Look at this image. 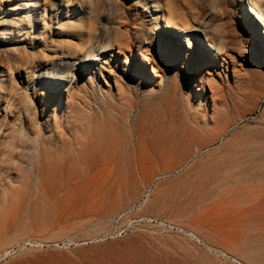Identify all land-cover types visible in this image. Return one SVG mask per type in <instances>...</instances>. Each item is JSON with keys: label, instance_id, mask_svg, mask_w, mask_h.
<instances>
[{"label": "rangeland", "instance_id": "374dc122", "mask_svg": "<svg viewBox=\"0 0 264 264\" xmlns=\"http://www.w3.org/2000/svg\"><path fill=\"white\" fill-rule=\"evenodd\" d=\"M103 1L0 0V264H264V0H108L97 72Z\"/></svg>", "mask_w": 264, "mask_h": 264}, {"label": "bare ground", "instance_id": "6f19581e", "mask_svg": "<svg viewBox=\"0 0 264 264\" xmlns=\"http://www.w3.org/2000/svg\"><path fill=\"white\" fill-rule=\"evenodd\" d=\"M86 2L91 3V0H86ZM156 6L159 7L160 5L156 4ZM114 10H115L114 3L109 2L108 0H104L102 2V6L100 7L99 11L96 12L91 18L88 19L89 23L91 24L87 28V31L82 32L80 36L75 37L76 39H78L80 43V45H77L79 47V51L76 47H72V51L79 52L80 54L85 52L87 56L94 55L92 58H89V60L84 61V65L93 68V70L97 72H103L104 69H109L108 68L109 63H111L110 57L112 56L113 51L117 52L118 55L120 54L125 55L126 52H129V50L132 47L133 37H132L131 32L126 31L127 29L121 30L120 25H118L117 28H114L112 32L110 30L111 27L109 28L110 21L115 19L116 12H114ZM250 12L254 13V10L252 7L250 9ZM125 17L127 18V16ZM154 20H155V24L159 23L160 21L158 16H155ZM97 25H99V28ZM137 38L139 37L137 36ZM94 43L97 45V47L104 48L102 50L103 51L102 53L101 52L94 53L95 50L92 49V46L94 45ZM144 43H147V41L145 40ZM200 43H201V48H204L203 42L200 41ZM138 49H139V55L141 56V60H139V62H135L136 66L138 65L137 63H140L142 64L141 68L145 69L146 68L145 66H147L146 64L150 63L149 58L143 52L141 47H139ZM104 51H107V53H105ZM151 56H153L154 58V54H151ZM114 62L116 61L114 60ZM127 62L128 60H124V63L127 64ZM151 63H152V65H150L151 72H153L154 75L159 76L161 74L160 72L163 71L162 63L160 61H156L155 59H152ZM55 85H58V84H55ZM38 142H40V140Z\"/></svg>", "mask_w": 264, "mask_h": 264}, {"label": "crops", "instance_id": "0c3cea01", "mask_svg": "<svg viewBox=\"0 0 264 264\" xmlns=\"http://www.w3.org/2000/svg\"><path fill=\"white\" fill-rule=\"evenodd\" d=\"M237 193L236 192L232 193L228 197H224L221 199V201H220V216L223 219L227 218V213L232 208V206L234 205V200H235L236 196H238ZM221 207H224L223 213L221 212Z\"/></svg>", "mask_w": 264, "mask_h": 264}]
</instances>
